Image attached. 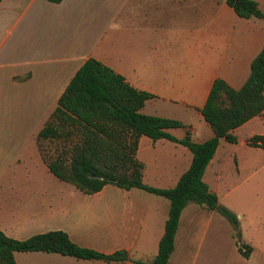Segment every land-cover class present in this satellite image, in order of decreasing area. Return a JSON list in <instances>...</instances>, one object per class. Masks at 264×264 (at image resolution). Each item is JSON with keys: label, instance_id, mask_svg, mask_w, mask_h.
Instances as JSON below:
<instances>
[{"label": "crops", "instance_id": "crops-1", "mask_svg": "<svg viewBox=\"0 0 264 264\" xmlns=\"http://www.w3.org/2000/svg\"><path fill=\"white\" fill-rule=\"evenodd\" d=\"M255 1L264 15V0ZM263 43L264 19L238 17L224 0H0V230L15 239L61 230L79 246L126 252L118 262L15 252V264H141L156 254L166 198L113 184L86 193L53 175L43 160L42 146L56 141L37 140V132L85 59L150 93L142 113L183 125L166 132L180 139L188 130L200 141L212 135L199 113L212 81L218 77L238 88ZM194 115L203 121L185 119ZM232 133L233 143L219 139L202 180L235 215L238 228L188 201L166 264L193 261L201 245L216 238L229 240L235 264H264V190L232 193L237 179L264 181V147L247 143L264 135V110ZM134 157L144 184L168 188L191 154L180 143L141 135Z\"/></svg>", "mask_w": 264, "mask_h": 264}, {"label": "trees", "instance_id": "trees-1", "mask_svg": "<svg viewBox=\"0 0 264 264\" xmlns=\"http://www.w3.org/2000/svg\"><path fill=\"white\" fill-rule=\"evenodd\" d=\"M59 2L60 0H48ZM241 18L264 15L255 0H224ZM150 93L128 85L122 76L93 58L85 59L62 92L56 105L37 132V140L49 138L60 142L61 148L43 160L48 170L60 180L71 183L86 193L105 184L119 188H139L166 198L169 202L163 232L157 251L149 262L166 264L172 249L178 217L183 206L192 201L213 209L237 229L235 215L217 202L216 196L202 180V173L220 138L235 142L232 130L264 110V43L249 65V72L238 88L215 78L199 109L212 135L191 139L188 130L177 139L167 128L182 127L173 118L144 114L140 111ZM151 140L165 138L188 148V167L168 188H156L142 182V164L135 159L138 137ZM247 143L264 147V135H252ZM42 152V151H41ZM240 250V245H238ZM41 251L81 259L118 262L126 258L124 250L102 253L72 242L61 230L30 235L24 239L6 236L0 230V264H15V252Z\"/></svg>", "mask_w": 264, "mask_h": 264}, {"label": "rangeland", "instance_id": "rangeland-1", "mask_svg": "<svg viewBox=\"0 0 264 264\" xmlns=\"http://www.w3.org/2000/svg\"><path fill=\"white\" fill-rule=\"evenodd\" d=\"M177 116H180V115H177ZM186 118L189 119L190 124L198 123V121H203L201 118L199 117L197 118L195 115L190 116V117L189 116L185 117V119ZM61 144L62 143L60 142H56V143L43 145L42 150H43L44 155L47 158L52 157L56 153V151H58L61 148ZM253 178H248L246 180L237 179L236 181H233L232 184L234 186L233 187L234 190L232 191V193L234 194L235 192H238L240 189L264 190V181L261 183H257L256 181H253ZM222 201H224V199L221 198L220 202ZM252 201H254V198L251 199V202ZM251 202L249 203L244 202V205L251 206L250 205ZM237 224H238V221H237ZM237 228H238V225H237ZM217 239L218 238L215 239L214 243H210V244L204 243V245H201L199 253L196 255L193 261H191L192 260L191 257H186L185 259H183L177 264H235L236 260H232L231 257L228 255L229 254V250H228L229 240L225 239V241L224 240L218 241ZM241 247L245 248L243 245H241ZM17 253H20V252H17Z\"/></svg>", "mask_w": 264, "mask_h": 264}, {"label": "built area", "instance_id": "built-area-1", "mask_svg": "<svg viewBox=\"0 0 264 264\" xmlns=\"http://www.w3.org/2000/svg\"><path fill=\"white\" fill-rule=\"evenodd\" d=\"M240 250H241L242 252H244V251H245V248H243V247L240 246Z\"/></svg>", "mask_w": 264, "mask_h": 264}]
</instances>
